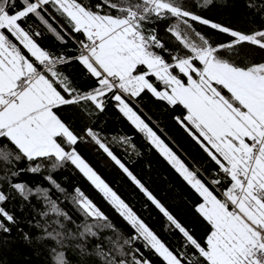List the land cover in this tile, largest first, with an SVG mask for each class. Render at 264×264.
Returning a JSON list of instances; mask_svg holds the SVG:
<instances>
[{
    "label": "snow or ice",
    "instance_id": "6c2138e0",
    "mask_svg": "<svg viewBox=\"0 0 264 264\" xmlns=\"http://www.w3.org/2000/svg\"><path fill=\"white\" fill-rule=\"evenodd\" d=\"M228 4L0 0V165L6 169L0 176V251L15 242V229L34 253L43 257L47 252L46 264H153L146 253L160 264H264V61L235 62L244 45L264 54V0H245L249 20L261 21L250 32L203 15ZM162 21H174L166 24L165 33L179 49L169 48L158 34ZM195 24L230 39L214 44L196 32L198 44L187 31H195ZM45 33L64 45V51L43 48L39 38ZM73 63L95 81L90 90L81 91L59 70ZM149 94L173 110L172 118L214 168L190 167L148 122L151 117L146 120L137 111ZM110 104L199 198L195 211L209 226L203 242L110 147L118 144L140 155L132 137L113 136L109 141L88 124L77 133L58 114L63 106H77L91 120L106 113ZM177 108L182 114H175ZM89 143L161 214L163 230L179 235L176 244L163 240L86 162L77 146ZM22 161L27 167H18ZM68 165L131 233L125 234L79 187L73 193L62 187L53 173ZM21 172L42 175L49 187L34 190L13 182ZM51 189L70 199L75 214L60 206ZM17 200L19 205L9 210ZM33 201L47 210L33 214Z\"/></svg>",
    "mask_w": 264,
    "mask_h": 264
},
{
    "label": "trees",
    "instance_id": "16d2710c",
    "mask_svg": "<svg viewBox=\"0 0 264 264\" xmlns=\"http://www.w3.org/2000/svg\"><path fill=\"white\" fill-rule=\"evenodd\" d=\"M89 2V0H85ZM203 15L217 23L227 25L240 31L250 32L253 24L261 25L259 19L250 21L249 13L245 8V0H229L227 7L215 6ZM174 21L159 22L157 26L158 34L164 38L169 48L179 49V45L165 33L166 24ZM195 31L189 29L190 33L198 40L196 32L205 35L211 43L219 44L226 42L230 37L220 34L207 26L195 24ZM201 43V41L199 40ZM40 45L52 52H62L65 49L56 39L45 33L39 38ZM74 46V45H73ZM251 48V51L248 49ZM225 59H230L225 56ZM264 61V54L259 49L253 46H242L241 56L235 60L236 63H252ZM65 75L70 78L81 91L90 90L95 81L87 74L78 63H73L69 66H59ZM146 120L151 117L148 122L154 127L159 135L189 164L190 167L204 166L214 168L212 164H208L206 154L191 140L187 133L176 123L172 118L173 110L167 108L163 102L156 101L151 95H145L141 103L136 106ZM184 110L177 108L176 115L182 114ZM61 118L68 123L77 133H82L86 124L93 127L101 135L109 141L113 136H130L138 149L140 155H136L131 150L126 151L124 147L118 144H110L114 152L127 164L130 170L141 179L146 186L157 196L166 207L173 213L179 222L189 229L194 236L201 242L206 238L209 226L196 213L195 206L199 203V198L188 188L187 185L178 177V175L170 168L162 157L152 149L141 134L137 133L132 126L122 117V115L110 104L106 113L100 114L99 117L93 116L91 120L86 118L77 106H63L58 110ZM159 123V127L153 123ZM162 129V131H161ZM78 151L81 156L92 166L97 173L120 195L130 206L133 207L145 221L152 227L160 237L171 244H176L180 237L176 233H168L163 230L165 223L161 214L152 207L143 195L132 185V183L124 176L120 170L98 149L94 144H79ZM27 161H22L18 167H27ZM47 174L45 169L44 175ZM6 175L4 165H0V176ZM207 175V174H206ZM55 179L66 189L68 193H73V190L79 187L100 209L103 211L125 234L131 233V229L118 216L112 207L103 199V197L94 189V187L76 170L73 166L68 165L64 169L53 173ZM13 182L25 183L35 190V187H49L42 175H34L28 172H21L17 177L12 178ZM2 183V182H0ZM51 195L54 199L58 198V203L66 211L75 214L74 207L69 200L63 198V194L51 189ZM17 200L15 205L9 206V210H15L19 205ZM35 212L42 208H47L40 202L33 201ZM145 205L148 208L145 209ZM29 210L26 209L27 213ZM17 215H21L17 212ZM43 221V217H37ZM107 233L106 235H110ZM15 242L10 247L0 251V261L2 264H46L48 259L47 252L42 257L40 252H33L32 248L25 246L18 239L16 230H13ZM143 250V249H142ZM152 259L153 264H160V260L152 256L151 253H146ZM75 259V257H73Z\"/></svg>",
    "mask_w": 264,
    "mask_h": 264
},
{
    "label": "rangeland",
    "instance_id": "374dc122",
    "mask_svg": "<svg viewBox=\"0 0 264 264\" xmlns=\"http://www.w3.org/2000/svg\"><path fill=\"white\" fill-rule=\"evenodd\" d=\"M188 31V34H189V36H190V38L194 41V42H196V43H200L199 42V40L195 37V36H193L191 33H190V31L189 30H187Z\"/></svg>",
    "mask_w": 264,
    "mask_h": 264
}]
</instances>
